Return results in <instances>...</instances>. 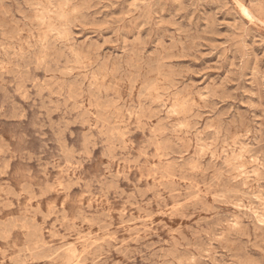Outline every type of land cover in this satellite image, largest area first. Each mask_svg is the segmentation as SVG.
<instances>
[{"label":"rangeland","instance_id":"obj_1","mask_svg":"<svg viewBox=\"0 0 264 264\" xmlns=\"http://www.w3.org/2000/svg\"><path fill=\"white\" fill-rule=\"evenodd\" d=\"M22 1L0 0V264H264V0Z\"/></svg>","mask_w":264,"mask_h":264},{"label":"bare ground","instance_id":"obj_2","mask_svg":"<svg viewBox=\"0 0 264 264\" xmlns=\"http://www.w3.org/2000/svg\"><path fill=\"white\" fill-rule=\"evenodd\" d=\"M21 1H22V0H21ZM29 1H30V0H29ZM68 1H69V0H68ZM22 2H23V1H22ZM1 3H2V2H1ZM52 3H53V2H52ZM66 3H67V2H66ZM2 4H3V3H2ZM4 4H5V3H4ZM4 4H3V6H4ZM18 4H19V3H18ZM237 4H238V3H237ZM19 5H20V4H19ZM23 5H24V4H23ZM238 5H239V4H238ZM1 6H2V5H1ZM16 7H17V6H16ZM243 10H244V9H243ZM59 12H60V11H59ZM55 13H56V12H55ZM27 14H29V13H27ZM246 14H247V13H246ZM41 16H42V15H41ZM8 17H9V16H8ZM1 18H2V17H1ZM4 18H5V17H4ZM12 18H13V17H12ZM12 18L10 17V19H12ZM14 18H15V17H14ZM14 18H13V19H14ZM25 18H26V17H25ZM63 18H64V17H63ZM6 20H7V19H6ZM7 21H8V20H7ZM23 21H24V20H23ZM10 22H11V21H10ZM37 22H38V21H37ZM12 23H14V22H12ZM16 24H17V23H16ZM24 24H25V23H24ZM27 24H28V23H27ZM66 24H67V23H66ZM3 25H4V23H3ZM17 25H18V24H17ZM4 26H5V25H4ZM38 26H39V25H38ZM25 27H29V28H30V26H25ZM11 28H12V27H11ZM16 28H17V27H16ZM22 28H23V27H22ZM9 29H10V28H9ZM5 30H6V28H5ZM23 30H24V29H23ZM27 30H29V29L27 28ZM15 31H16V30H15ZM17 31H18V30H17ZM21 32H22V31H21ZM51 32H52V31H51ZM71 32H72V31H71ZM10 33H12V32H10ZM16 33H17V32H16ZM16 33H14V34H16ZM18 33H19V32H18ZM23 33H25V32H23ZM31 33H32V32H31ZM19 34H21V33H19ZM51 34H52V33H51ZM21 35H23V34H21ZM21 35H20V36H21ZM12 36H13V35H12ZM37 36H38V35H37ZM34 39H35V38H34ZM13 40H14V39H13ZM65 40H66V39H65ZM65 40H64V41H65ZM64 41H63V42H64ZM35 42H36V41H35ZM47 42H48V41H47ZM47 44H48V43H47ZM47 44H46V45H47ZM70 44H71V43H70ZM13 45H14V44H13ZM49 45H50V44H49ZM52 46H53V44H52ZM13 47H14V46H13ZM35 47H36V46H35ZM43 47H44V46H43ZM47 47H48V46H47ZM50 47H51V46H50ZM73 47H74V46H73ZM40 48H42V47H40ZM53 48H54V47H53ZM74 48H75V47H74ZM50 50H51V49H50ZM76 51H77V50H76ZM140 51H141V50H140ZM77 52H78V51H77ZM86 52H87V51H86ZM136 52H137V51H136ZM34 53H35V52H34ZM37 53H38V52H37ZM74 53H75V52H74ZM75 54H76V53H75ZM56 55H57V54H56ZM91 55H92V54H91ZM134 55H135V54H134ZM137 55H138V54H137ZM139 55H140V54H139ZM25 56H26V55H25ZM36 56H37V55H36ZM15 57H16V56H15ZM53 57H54V56H53ZM75 57H76V56H75ZM135 57H139V56H135ZM77 58H78V57H77ZM77 58H76V59H77ZM95 58H96V57H95ZM142 58H143V57H142ZM45 59H46V58H45ZM56 59H59V58H56ZM96 59H97V58H96ZM96 59H95V60H96ZM15 60H16V59H15ZM40 60H41V59H40ZM42 60H43V59H42ZM79 60H80V59H79ZM147 60H149V59H147ZM27 61H28V60H27ZM31 61H32V60H31ZM65 61H66V60H65ZM33 62H34V61H33ZM66 62H67V61H66ZM94 62H95V61H94ZM40 63H41V62H40ZM58 63H59V60H58ZM81 63H82V62H81ZM135 63H136V62H135ZM138 63H139V62H138ZM7 64H8V63H7ZM18 64H19V63H18ZM59 64H60V63H59ZM9 65H11V64H9ZM12 65H13V63H12ZM14 65H15V64H14ZM16 65H17V64H16ZM95 65H96V64H95ZM144 65H145V64H144ZM17 66H18V65H17ZM19 66H20V65H19ZM19 66H18V67H19ZM26 66H27V65H26ZM28 66L30 67V65H28ZM34 66H35V65H34ZM91 66H92V65H91ZM147 66H148V65H147ZM159 66H160V65H159ZM5 67H6V66H5ZM36 67H37V66H36ZM42 67H43V66H42ZM42 67H41V68H42ZM85 67H86V66H85ZM13 68H14V67H13ZM15 68H16V67H15ZM44 68H45V67H44ZM143 68H144V67H143ZM147 68H148V67H147ZM151 68H152V67H151ZM1 69H3V68H1ZM11 69H12V68H11ZM47 69H48V68H47ZM141 69H142V68H140V70H141ZM149 69H150V68H149ZM154 69H155V68H154ZM158 69H159V68H158ZM3 70H4V69H3ZM12 70H13V69H12ZM18 70H19V69H18ZM38 70H39V69H38ZM40 70H41V69H40ZM90 70H91V69H90ZM25 71H26V70H25ZM29 71H30V70H29ZM106 71H107V70H106ZM141 71H142V70H141ZM143 71H144V70H143ZM17 72H18V71H17ZM17 72H16V73H17ZM40 72H41V71H40ZM45 72H46V71H45ZM48 72H49V71H48ZM162 72H163V71H162ZM10 73H12V72H10ZM13 73H14V72H13ZM56 73H58V72H55V74H56ZM103 73H106V72H103ZM157 73H158V72H157ZM52 74H53V73H52ZM60 74H61V73H60ZM98 74H99V73H98ZM118 74H119V73H118ZM120 74H121V73H120ZM120 74H119V75H120ZM158 74H159V73H158ZM57 75H58V74H57ZM62 75H63V72H62ZM64 75H65V74H64ZM66 75H67V73H66ZM169 75H170V74H169ZM13 76H14V75H13ZM21 76H22V75H21ZM23 76H24V75H23ZM26 76H27V75H26ZM100 76H101V75H100ZM103 76H104V75H103ZM114 76H115V75H114ZM114 76H113V77H114ZM154 76H155V75H154ZM166 76H167V75H166ZM106 77H107V76H106ZM118 77H119V76H118ZM139 77H140V76H139ZM148 77H149V76H148ZM163 77H164V76H163ZM163 77H162V78H163ZM24 78H25V76H24ZM98 78H99V76H98ZM114 78H115V77H114ZM160 78H161V77H160ZM167 78H168V77H167ZM91 79H92V78H91ZM132 79H133V78H132ZM112 80H113V79H112ZM115 80H116V79H115ZM134 80H135V79H134ZM46 81H47V80H46ZM122 81H123V79H122ZM50 82H51V81H50ZM126 82H127V81H126ZM154 82H155V81H154ZM154 82H153V83H154ZM51 83H52V82H51ZM93 83H94V82H93ZM113 83H114V82H113ZM130 83H131V82H130ZM150 83H151V82H150ZM150 83H149V84H150ZM167 83H168V82H167ZM3 84H4V83H3ZM45 84H47V83H45ZM69 84H71V83H69ZM74 84L76 85V83H74ZM114 84H115V83H114ZM114 84H113V85H114ZM169 84H170V83H169ZM171 84H173L172 81H171ZM71 85H73V84H71ZM77 85H78V84H77ZM95 85H96V84H95ZM147 85H148V84H147ZM24 86H25V85H24ZM24 86H23V87H24ZM33 86H34V85H33ZM37 86H38V85H37ZM55 86H56V85H55ZM73 86H74V85H73ZM78 87H79V86H78ZM78 87H76V88H78ZM175 87H176V86H175ZM34 88H35V87H34ZM37 88H38V87H37ZM39 88H40V87H39ZM39 88H38V89H39ZM110 88H111V87H110ZM132 88H133V87H132ZM146 88H147V87H146ZM41 89H42V88H41ZM53 89H55V88H53ZM115 89H116V88H115ZM3 90H4V89H3ZM142 90H143V89H142ZM145 90H147V89H145ZM39 91H41V90H39ZM120 91H121V90H120ZM167 91H168V90H167ZM0 92H1V91H0ZM4 92H5V91H4ZM111 92H112V91H111ZM112 93H113V92H112ZM74 95H75V94H74ZM91 95H92V94H91ZM118 95H119V94H118ZM132 95H133V94H132ZM201 95H202V94H201ZM37 96H39V95H37ZM58 96H60V95H58ZM71 96H72V95H71ZM94 96H95V93H94ZM94 96H93V97H94ZM95 97H96V96H95ZM128 98H129V97H128ZM141 98H142V97H141ZM95 99H96V98H95ZM138 99H139V98H138ZM21 100H22V99H21ZM72 100H73V99H72ZM74 100H75V99H74ZM139 100H141V99H139ZM76 101H77V100H76ZM136 101H137V100H136ZM97 102H98V100H97ZM188 102H189V101H188ZM50 103H52V102H50ZM103 103H104V102H103ZM44 104H45V103H44ZM124 104H125V103H124ZM187 104H188V103H187ZM103 105H104V104H102V108H104ZM108 105H109V104H108ZM15 106H16V105H15ZM110 106H112V105H110ZM116 106H117V105H116ZM187 106H188V105H187ZM17 107H18V106H17ZM17 107H16V109H17ZM44 107H45V106H44ZM184 108H185V107H184ZM106 109H107V108H106ZM139 109H140V108H139ZM22 110H23V109H22ZM47 110H48V109H47ZM76 110H77V109H76ZM144 110H145V109H143V111H144ZM147 110H148V109H147ZM45 111H46V110H45ZM98 111H99V110H98ZM101 111H102V110H101ZM105 112H108V111H105ZM129 112H130V111H129ZM144 112H145V111H144ZM49 113H50V112H49ZM55 113H56V112H55ZM55 113H54V114H55ZM96 113H97V111H96ZM103 113H104V112H103ZM114 113H116V112H114ZM19 114H20V113H19ZM50 114H51V113H50ZM100 114H101V113H100ZM100 114H99V115H100ZM132 114H133V113H132ZM140 114L143 115V113H140ZM47 115H48V114H47ZM87 115H88V114H87ZM89 115H90V114H89ZM97 115H98V114H97ZM142 115H141V116H142ZM153 115H154V114H153ZM129 116H131V115H129ZM87 117H88V116H87ZM101 117H102V116H100V118H101ZM108 117H109V116H108ZM113 117H114V116H113ZM157 117H158V116H157ZM23 118H24V117H23ZM83 118H84V117H83ZM88 118H89V117H88ZM97 118H98V117H97ZM197 118H198V116H197ZM14 119H15V118H14ZM15 120H16V119H15ZM50 120H51V119H50ZM99 120H100V119H99ZM106 120H107V119H106ZM109 120H110V118H109ZM109 120H108V121H109ZM111 120H112V119H111ZM123 120H124V119H123ZM102 121H104V119H103ZM108 121H107V122H108ZM102 123H103V122H102ZM74 124H75V123H74ZM74 124H73V125H74ZM103 124H104V123H103ZM109 124H110V122H109ZM51 126H52V124H51ZM53 126H54V125H53ZM63 126H64V125H63ZM68 126H69V125H68ZM197 126H198V124H197ZM118 127H119V126H118ZM118 127H117V128H118ZM120 127H121V126H120ZM140 127H142V126H140ZM143 127H144V126H143ZM195 127H196V126H195ZM197 128H198V127H197ZM113 129H114V127H113ZM113 129H112V130H113ZM120 129H121V128H120ZM120 129H119V130H120ZM113 131H114V130H113ZM191 131H192V129H191ZM198 131H199V130H198ZM153 132H154V131H153ZM63 133H64V132H63ZM89 133H90V132H89ZM191 133H192V132H191ZM87 134H88V133H87ZM125 134H126V133H125ZM83 137H84V136H83ZM112 137H113V136H112ZM56 138H57V137H56ZM114 139H115V138H114ZM59 141H60V140H59ZM120 141H122V140H120ZM4 142H5V141H4ZM110 142H111V141H110ZM110 142H109V143H110ZM122 142H123V141H122ZM189 142H190V141H189ZM84 143H85V142H84ZM163 144H164V143H163ZM0 145H1V144H0ZM2 145H4V144H2ZM5 145H6V144H5ZM60 145H61V144H60ZM120 145H122V144H120ZM123 145H124V144H123ZM164 145H165V144H164ZM172 146H173V145H172ZM162 147H163V146H162ZM165 147H166V146H165ZM60 148H61V147H60ZM84 148H85V147H84ZM1 149H2V148H1ZM63 149H64V148H63ZM3 150H4V149H3ZM61 150H62V149H61ZM166 150H167V149H166ZM169 150L171 151V148H170V147H169ZM169 150H168V151H169ZM3 152H4V151H3ZM72 152H73V151H72ZM72 152H71V153H72ZM63 153H64V152H63ZM112 153H113V152H112ZM165 153H167V152H165ZM171 153H172V152H171ZM193 153H194V152H193ZM1 154H2V153H1ZM175 154H176V153H175ZM200 154H201V153H200ZM214 154H215V153H214ZM249 154H250V153H249ZM69 155H70V154H69ZM215 155H216V154H215ZM3 156H4V155H3ZM6 156H7V155H6ZM231 156H232V155H231ZM28 157H29V156H28ZM70 157H71V156H70ZM89 157H90V156H89ZM165 157H166V156H165ZM210 157H211V156H210ZM0 158H1V157H0ZM30 159H31V158H30ZM2 161H3V160H2ZM6 162H7V161H6ZM0 163H1V162H0ZM1 164H3V163H1ZM153 164H154V163H153ZM8 165H9V164H8ZM6 166H7V165H6ZM1 167H2V165H1ZM8 167H10V166H8ZM8 167H7V168H8ZM177 167H178V166H177ZM2 168H3V167H2ZM7 168H5V169H7ZM65 168H66V167H65ZM81 168H82V167H81ZM198 170H199V169H198ZM203 170H204V169H203ZM8 171H9V170H8ZM261 171H262V170H261ZM206 172H207V171H206ZM206 172H205V174H207ZM220 172H221V171H220ZM245 172H246V171H245ZM1 173H2V172H1ZM208 173H209V172H208ZM250 174H251V173H250ZM260 175L262 176V174H260ZM2 176H3V175H2ZM263 176H264V175H263ZM263 176H262V177H263ZM109 177H111V176H109ZM221 177H222V175H221ZM111 178H113V177H111ZM120 178H121V177H120ZM213 178H214V177H213ZM117 179H118V178H117ZM117 179H116V180H117ZM260 179H261V178H260ZM210 180H211V179H210ZM219 180H220V179H219ZM256 181H258V180H256ZM127 182H128V181H127ZM204 182H205V181H204ZM214 182H215V181H214ZM214 182H212V183H214ZM218 182H219V181H218ZM253 184H254V183H253ZM253 184H252V185H253ZM210 185H211V182H210ZM214 185L216 186V184H214ZM221 185H223V184H221ZM229 185H230V184H229ZM255 185H256V184H255ZM27 187H28V186H27ZM27 187H26V188H27ZM57 187H58V186H57ZM115 187H119V186H116V185H115ZM161 187H162V186H161ZM164 187H165V186H163V188H164ZM189 187H190V185H189ZM207 187H208V186H207ZM207 187H205V188H207ZM223 187H224V186H223ZM225 187H227V186H225ZM256 187H257V186H256ZM24 188H25V186H24ZM24 188H23V189H24ZM50 188H51V187H50ZM53 188H54V187H53ZM70 188H71V187H70ZM88 188H89V186H88ZM107 188H108V187H107ZM229 188H230V187H229ZM229 188H228V189H229ZM232 188H233V187H232ZM23 189H22V191H23ZM67 189H68V188H67ZM89 189H90V188H89ZM110 189H111V188H110ZM216 189H217V188H216ZM26 190H27V189H26ZM46 190H47V189H46ZM12 191H13V190H12ZM69 191H70V190H69ZM108 191H109V190H108ZM166 191H167V190H166ZM168 191H169V190H168ZM174 191H176V190H174ZM231 191H232V190H231ZM24 192H25V191H24ZM12 193H13V192H12ZM123 193H124V192H123ZM123 193H122V194H123ZM139 193H140V192H139ZM90 194H91V193H90ZM146 194H147V193H146ZM146 194H145V195H146ZM188 194H189V193H188ZM228 194H230V192H229ZM31 195H32V193H31ZM145 195H144V198H145ZM231 195H232V194H231ZM15 196H16V195H15ZM123 196H124V195H123ZM196 196H197V195H196ZM191 197H192V196H191ZM132 198H133V197H132ZM219 198H220V197H219ZM40 199H41V198H40ZM82 199H83V198H82ZM128 199H129V198H128ZM189 199H190V198H189ZM213 199H214V198H213ZM31 200H32V197H31ZM38 200H39V199H38ZM135 201H136V200H135ZM162 202H163V201H162ZM163 203H164V202H163ZM197 204H198V203H197ZM7 206H8V204H7ZM194 206H195V205H194ZM96 207H97V206H96ZM145 207H146V206H145ZM183 207H184V206H183ZM192 207H193V206H192ZM192 207H191V208H192ZM88 208H89V207H88ZM198 208H200V207L198 206ZM205 210H206V209H205ZM205 210H204V211H205ZM63 211H64V210H63ZM171 211H172V210H171ZM200 211H201V210H200ZM38 212H39V211H38ZM53 212H54V211H53ZM165 212H166V211H165ZM35 213H36V212H35ZM148 215H150V213H149ZM42 216H43V214H42ZM121 216H122V215H121ZM160 216H161V215H160ZM104 217H107V216L105 215ZM148 217H149V216H148ZM35 218H36V217H35ZM42 218H43V217H42ZM78 218H79V217H78ZM107 218L109 219V217H107ZM20 219H23V218L20 217ZM97 219H98V218H97ZM123 219H124V218H123ZM161 220H162V219H161ZM165 220H166V219H165ZM186 220H187V219H186ZM8 221H9V220H8ZM15 221H17V220H15ZM93 221H94V220H93ZM130 221H131V220H130ZM134 221H135V220H134ZM98 222H99V221H98ZM11 223H12V221L10 222V224H11ZM22 223H23V222H22ZM122 223H123V222H122ZM141 223H142V222H141ZM14 224H15V223H14ZM27 224H28V223H27ZM30 224H31V223H30ZM102 224H103V223H102ZM102 224H101V225H102ZM127 224H128V223H127ZM69 225H70V224H69ZM140 225H141V224H140ZM11 226H12V224H11ZM26 226H27V225H26ZM29 226H30V225H29ZM74 226H75V225H74ZM36 227H37V226H36ZM6 228H8V227H6ZM6 228H5V229H6ZM18 228H19V227H18ZM97 228H98V227H97ZM0 229H1V228H0ZM21 229H22V228H21ZM31 229H32V228H31ZM41 229H42V228H41ZM108 229H109V228H108ZM11 230H12V227H11L10 231H11ZM103 230H104V229H103ZM3 231H4V229H3ZM21 231H23V230H21ZM96 231H97V230H96ZM136 231H137V230H136ZM136 231H135V232H136ZM5 232H7V231H5ZM11 232H12V231H11ZM86 232H87V231H86ZM94 232H95V231H94ZM131 232H133V231H131ZM2 233H3V232H2ZM37 233H38V232H37ZM129 233H130V232H129ZM5 234H6V233H5ZM29 234H30V233H29ZM31 234H32V233H31ZM34 234H35V233H34ZM124 234H125V233H124ZM27 235H28V234H27ZM32 235H33V234H32ZM2 236H3V235H2ZM7 236H8V235H7ZM5 237H6V236H5ZM35 237H36V236H35ZM3 238H4V237H3ZM42 238H43V237H42ZM56 239H57V238H56ZM0 240H2V239H0ZM26 240H27V239H26ZM36 240H37V237H36ZM27 241H28V240H27ZM29 241H30V240H29ZM31 241H32V240H31ZM136 241H138V240H136ZM143 241H144V240H143ZM28 243H29V242H28ZM138 243H139V241H138ZM27 245H28V244H27ZM106 246H107V245H106ZM43 247H44V246H43ZM69 247H70V246H69ZM22 248H23V247H22ZM46 248H47V247H46ZM49 248H50V247H49ZM53 248H54V247H53ZM71 248H72V247H71ZM71 248H70V249H71ZM107 248H109V247H107ZM148 248H149V247H148ZM24 249H25V248H24ZM38 249H39V248H38ZM43 249H44V248H43ZM43 249H42V250H43ZM47 249H48V248H47ZM50 249H52V248H50ZM110 249H111V248H110ZM35 250H36V249H35ZM40 250H41V249H39V251H40ZM44 250H45V249H44ZM120 250H121V249H120ZM21 251H22V250H21ZM68 251H69V250H68ZM96 251H97V249H96ZM103 251H104V250H103ZM116 251H117V250H116ZM172 251H173V250H171V252H172ZM22 252H23V251H22ZM22 252H21V253H22ZM27 252H28V251H27ZM41 252H42V251H41ZM49 252H51V251H49ZM66 252H67V251H66ZM120 252H121V251H120ZM126 252H127V251H126ZM21 253H20V254H21ZM25 253H26V252H25ZM44 253H45V251H44ZM47 253H48V252H47ZM57 253H59V252H57ZM95 253H97V252H95ZM103 253H104V252H103ZM103 253H102V254H103ZM115 253H116V252H115ZM127 253L129 254V252H127ZM42 254H43V253H42ZM49 254H50V253H49ZM54 254H56V253H54ZM63 254H64V253H63ZM117 254H118V253H117ZM140 254H141V253H140ZM23 255H24V254H23ZM45 255H46V254H45ZM45 255H44V256H45ZM51 255H52V253H51ZM51 255H50V256H51ZM65 255H66V254H65ZM99 255H100V254H99ZM25 256H26V254H25ZM37 256H39V255H37ZM50 256H49V257H50ZM54 256H55V255H54ZM62 256H63V255H62ZM68 256H69V255H68ZM27 257H28V256H27ZM49 257H47V258H49ZM78 257H79V256H78ZM125 257H126V256H125ZM18 258H19V257H18ZM18 258H17V259H18ZM34 258H35V257H34ZM51 258H52V257H51ZM62 258H63V257H62ZM74 258H76V257H74ZM98 258H99V256H98ZM24 259H25V258H24ZM30 259H31V258H30ZM64 259H65V258H64ZM64 259H63V260H64ZM66 259H67V258H66ZM71 259H72V258H71ZM72 260H74V259H72ZM9 261H10V260H9ZM13 261H14V260H13ZM16 261H18V260H16ZM20 261H21V259H20ZM26 261H27V260H26ZM58 261H59V260H58ZM66 261H67V260H66ZM85 261H86V260H85ZM69 262H70V261H69ZM72 262H73V261H72ZM38 263H39V262H38ZM67 263H68V262H67ZM77 263H78V261H77ZM77 263H76V264H77ZM9 264H10V263H9ZM16 264H17V263H16ZM18 264H19V263H18ZM45 264H46V263H45ZM65 264H66V263H65ZM96 264H97V263H96ZM192 264H193V263H192Z\"/></svg>","mask_w":264,"mask_h":264}]
</instances>
